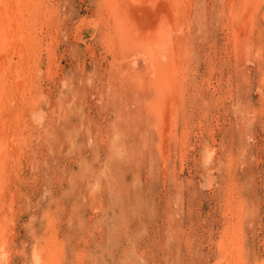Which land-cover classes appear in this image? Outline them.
I'll use <instances>...</instances> for the list:
<instances>
[{"label": "rangeland", "instance_id": "374dc122", "mask_svg": "<svg viewBox=\"0 0 264 264\" xmlns=\"http://www.w3.org/2000/svg\"><path fill=\"white\" fill-rule=\"evenodd\" d=\"M37 1L28 82L7 87L22 144L5 159L3 264L39 249L45 264H264V0H190L168 20L173 105L148 42L135 64L126 50L162 26L154 0Z\"/></svg>", "mask_w": 264, "mask_h": 264}, {"label": "bare ground", "instance_id": "6f19581e", "mask_svg": "<svg viewBox=\"0 0 264 264\" xmlns=\"http://www.w3.org/2000/svg\"><path fill=\"white\" fill-rule=\"evenodd\" d=\"M109 1V0H108ZM120 1V0H119ZM138 2V0H136ZM152 1V0H151ZM157 1V0H156ZM155 0L153 1V4L150 3L151 7L154 9H159V17H161L160 20L161 21V25L159 27V29L154 30L152 29L151 31L147 32L146 35L144 36H140L136 38V41H132L134 42V44H132L131 46H129L128 50L129 52L133 51V58L131 60V65L135 64V62H137L138 58H136L138 55H140L139 53H136V50H140L142 47V45H138V40H139V44H142L143 42H148L145 44V46L148 48L147 50H145V52L143 51V55L145 57H148L149 60L147 62H150L152 64V73L153 77H157L158 81H156L157 83L154 85L156 88L155 89V93L160 94L162 93L163 89H165V91H163L165 100L168 101V103L170 105H173L172 101L175 100L174 99V89L173 87L175 86L174 84H178V82L176 81V79L178 78V74H177V70H175V67L178 65V58H177V51L174 50V37H173V30L177 29L175 25L172 28V24H168V20L170 18L173 17L174 15V19L177 20V22H179V19H183L184 16L188 13L187 11L190 8V0H159L156 2ZM242 1V0H241ZM244 1V0H243ZM37 0H0V197L4 195L3 190L5 189L4 184L7 182V177H8V166L7 167V161L5 159L10 160V158H13V154L15 153V150H18L21 146L22 143L17 144L16 141H19L18 137H12L11 136V131H13L12 129H16V127L13 128V120H14V115L12 112V109L9 105H11L12 99L7 95L9 93V88L10 87V83L13 82H8V80L13 79V81H15V87L17 90L16 91H22L21 89H25V82H28L26 80L27 79V69H28V59H25L30 53L27 51H30L32 49H34V37L31 34L32 30H33V25L36 24L35 22H37L35 20L34 17H36L38 15V11H39V7L40 5L37 3ZM106 2V1H105ZM115 2V0H111V3ZM117 2V0H116ZM155 2V3H154ZM190 2V3H189ZM233 2V1H232ZM231 2V3H232ZM246 2V1H245ZM123 3V2H122ZM134 2H132L133 4ZM189 3V5L187 6V4ZM219 3V2H218ZM243 3V2H242ZM39 5V6H36ZM116 4V3H115ZM114 4V5H115ZM138 4L141 6L143 4H147L146 0H140L138 2ZM136 4V5H138ZM149 4V3H148ZM147 4V7H148ZM230 3L228 2V5ZM104 5H107V3H104ZM113 5V4H110ZM109 5V6H110ZM123 5V4H122ZM138 5V7H139ZM231 5V4H230ZM244 5V4H243ZM34 6V7H33ZM43 7V5H41ZM146 6V5H144ZM174 6L177 8H182V12H177L174 9ZM232 6V5H231ZM254 7V5H252ZM261 6V5H260ZM106 7V6H105ZM134 7V6H133ZM258 7V6H256ZM254 7V8H256ZM119 8V7H118ZM125 8H127L125 6ZM135 8V7H134ZM241 8V7H240ZM246 8V7H245ZM104 9V8H103ZM120 9V8H119ZM139 9V8H138ZM258 9V8H257ZM113 10V9H112ZM123 10V9H122ZM130 10V9H129ZM140 10V9H139ZM151 10V9H150ZM176 11L178 14H176V12L174 13V11ZM227 10V9H226ZM231 10V9H230ZM236 10V9H235ZM244 10L245 9H241ZM252 10V9H251ZM43 11H45L43 9ZM132 10H130L131 12ZM180 11V10H179ZM106 12V11H105ZM123 12V11H122ZM142 12V10H141ZM100 13V12H99ZM120 13V12H119ZM133 12H131L130 14H132ZM152 13V12H151ZM157 13V12H156ZM234 13V12H232ZM37 14V15H36ZM104 14V13H103ZM126 14V13H125ZM124 14V15H125ZM138 12L136 13V15L138 16ZM250 14V12H249ZM25 15V16H24ZM113 15V14H112ZM116 15V14H114ZM135 15V16H136ZM151 15V14H150ZM176 15H178L179 17H177ZM240 15V14H239ZM246 15V14H245ZM109 16V15H108ZM127 16V15H126ZM149 16V15H148ZM38 17V16H37ZM122 17V16H121ZM141 17V16H139ZM144 17V16H143ZM152 17V15H151ZM155 17V15H154ZM230 17V16H229ZM238 17V16H237ZM249 17V16H248ZM24 18V19H23ZM26 18V19H25ZM112 18V17H111ZM127 18V17H126ZM123 18V19H126ZM134 17H132L133 19ZM138 18V17H137ZM131 19V20H132ZM139 19V18H138ZM150 19V18H149ZM173 19V20H174ZM255 19V18H254ZM102 20V19H101ZM104 20V19H103ZM128 20V18L126 19ZM125 20V21H126ZM130 20V22H131ZM147 20V19H146ZM175 20V21H176ZM252 20V19H250ZM33 21V22H31ZM100 21V20H99ZM106 21V20H105ZM110 21V20H107ZM140 21V20H138ZM158 21V20H157ZM121 22V21H120ZM149 22V21H148ZM153 22V20H152ZM151 22V23H152ZM156 22V21H155ZM191 22V21H190ZM234 22V21H233ZM110 23V22H109ZM145 23V22H144ZM170 23V22H169ZM175 23V22H174ZM189 23V22H188ZM228 23V22H227ZM235 23V22H234ZM22 24L26 25L25 28H27L26 30H24L25 28L22 26ZM105 24V23H104ZM103 24V25H104ZM129 24V23H128ZM127 24V27L130 26ZM146 25H148V23H145ZM153 24V23H152ZM158 24V23H157ZM39 25V24H38ZM115 25V24H114ZM113 25V26H114ZM118 25V24H117ZM126 25V22H125ZM150 25V24H149ZM180 25V24H179ZM228 25V24H227ZM138 26V25H137ZM151 26V25H150ZM156 26V25H155ZM188 26V25H187ZM42 27V26H41ZM120 27V26H119ZM124 27V24L123 26ZM141 27V25H140ZM182 27V26H180ZM235 27V26H234ZM129 29H131V27H128ZM128 28L125 27V29L128 30ZM146 28V27H145ZM144 28V29H145ZM103 29V28H102ZM106 29V28H105ZM112 31V28H110ZM116 29H120L118 28V26H116ZM137 29V28H136ZM147 29V28H146ZM145 29V30H146ZM232 29V28H231ZM245 29V28H244ZM108 30V29H106ZM241 30V29H240ZM26 31H28L26 33ZM30 31V32H29ZM36 31V30H35ZM109 31V32H111ZM132 31V30H131ZM138 31V30H137ZM235 32V30H233ZM246 32V30H244ZM243 31V32H244ZM263 31V30H262ZM102 32H104L102 30ZM108 32V31H107ZM116 32V31H115ZM127 32V31H126ZM176 32V31H175ZM185 32V31H184ZM239 32V31H238ZM114 33V32H113ZM138 33V32H137ZM102 34V33H101ZM115 34V33H114ZM130 34V33H128ZM140 33H138L137 35H139ZM183 34V33H182ZM234 34V33H233ZM237 34V33H236ZM104 35V34H103ZM126 35V34H125ZM133 35V34H132ZM131 35V36H132ZM176 35V34H175ZM256 35V34H255ZM36 37V34L34 35ZM40 36V35H39ZM102 36V35H101ZM113 36V35H112ZM130 36V37H131ZM133 36V37H134ZM246 36V35H245ZM106 37L109 38L108 34L106 35ZM117 37V36H116ZM115 37V40H116ZM119 37V36H118ZM127 37V36H126ZM243 37V36H242ZM241 37V38H242ZM250 37V36H249ZM106 38V39H108ZM120 38V37H119ZM122 38V37H121ZM244 38V37H243ZM129 39V38H128ZM249 40V39H248ZM112 41V40H111ZM118 42V41H117ZM128 42V41H127ZM48 43V42H47ZM119 43V42H118ZM120 44V43H119ZM51 45V44H50ZM124 47H126V45L123 44V42L121 41V44ZM237 46V45H236ZM120 47V46H119ZM47 48V47H46ZM127 48V47H126ZM178 48V47H177ZM125 50V52H126ZM108 51V50H107ZM26 52V53H25ZM34 52V51H33ZM123 52V51H122ZM128 52V53H129ZM42 53V52H41ZM124 53V52H123ZM32 54V53H31ZM117 54V53H116ZM34 55V53H33ZM127 55V54H126ZM142 55V56H143ZM35 56V55H34ZM33 58V57H32ZM39 59V58H38ZM131 59V58H130ZM143 59V58H142ZM180 59V58H179ZM181 60V59H180ZM121 61V60H120ZM123 62V61H122ZM32 63V62H31ZM37 63V62H36ZM125 63V62H124ZM154 64V66H153ZM119 65V64H118ZM148 68V67H147ZM31 70V69H30ZM45 70V69H44ZM149 70V68H148ZM147 70V71H148ZM128 71V70H127ZM150 71H148L149 74ZM176 72V73H175ZM46 73V72H45ZM129 73V72H128ZM127 73V74H128ZM29 75V74H28ZM134 75V74H132ZM150 75V74H149ZM158 75V76H157ZM180 75V74H179ZM136 76V75H135ZM48 77V76H47ZM133 77V76H132ZM131 77V78H132ZM21 79L22 81L16 82V80ZM137 80V79H136ZM30 81V80H29ZM149 83V82H148ZM30 84V82H29ZM31 85V84H30ZM148 85V84H147ZM13 86V85H12ZM177 87V86H176ZM13 87L11 89H14ZM34 88V86H33ZM175 88V87H174ZM177 89H179L177 87ZM25 91V90H24ZM23 92V91H22ZM12 93V92H11ZM14 93V92H13ZM28 93V92H27ZM16 94V93H15ZM25 95V94H24ZM22 97V96H21ZM177 97V96H176ZM16 98H18L16 96ZM20 98V97H19ZM15 100V98H14ZM22 100V99H19ZM25 100V99H24ZM18 101V100H17ZM16 102V101H15ZM21 102V101H19ZM37 102V101H36ZM174 102V101H173ZM23 103V102H22ZM27 104V103H26ZM165 104V103H164ZM29 105V104H28ZM21 107V106H19ZM23 107V106H22ZM21 107V108H22ZM148 107V106H147ZM20 108V109H21ZM22 112V111H20ZM33 112V111H32ZM163 112V111H162ZM165 112V110H164ZM175 112V111H174ZM17 114V113H16ZM19 114V112H18ZM17 114V115H18ZM154 114V113H153ZM23 115V114H21ZM173 115V114H172ZM19 117V116H18ZM163 117V116H160ZM166 119V118H165ZM177 119V114H174L173 118H172V124L175 127V121ZM20 120V119H19ZM170 121V120H169ZM168 122V121H167ZM19 123V122H18ZM15 125V124H14ZM47 126V125H46ZM170 126V125H169ZM20 130V129H19ZM27 132V131H26ZM23 133V131H22ZM29 134V133H28ZM18 135V134H17ZM24 135V134H23ZM21 137V136H20ZM22 138V137H21ZM163 138V137H162ZM161 138V139H162ZM23 139V138H22ZM117 139V138H116ZM164 140V139H163ZM166 141V140H165ZM116 143V142H115ZM175 144V143H174ZM17 145V147H16ZM116 145V144H115ZM121 145V144H120ZM117 147V146H116ZM17 148V149H16ZM20 151V150H19ZM122 151V149H121ZM210 152V151H209ZM18 154V153H17ZM22 155V153H20ZM22 157V156H21ZM20 158V157H19ZM17 159V158H16ZM13 160V159H12ZM11 160V161H12ZM13 164V163H12ZM11 164V165H12ZM16 167V166H15ZM10 185V184H9ZM98 186V185H97ZM10 194V193H9ZM227 195V194H226ZM5 196V195H4ZM11 197V196H10ZM4 200V199H2ZM236 202V201H235ZM2 204V203H0ZM7 204V203H6ZM2 206V205H1ZM7 208V207H6ZM12 215V214H11ZM3 225V224H2ZM1 228V227H0ZM232 229V228H231ZM227 230V229H226ZM7 231V230H6ZM3 232V234L5 236H1L0 237V264L3 263H7V261L11 260L9 255H8V250L10 249L9 246V238L7 237L8 234H6ZM232 235V234H231ZM52 239V238H51ZM50 239L49 242H52ZM48 244V242H47ZM46 245V242H45ZM53 245L49 243V246ZM38 246V245H37ZM221 246V245H220ZM34 247H36L34 245ZM33 247V249H34ZM224 247V246H223ZM241 247V246H240ZM50 248V247H49ZM32 249V251H33ZM37 248H35L36 250ZM43 249V248H41ZM48 249V248H47ZM223 249V248H222ZM226 249V248H225ZM236 249V248H235ZM11 251V250H10ZM238 251V250H237ZM40 252V249H39ZM36 253L35 256L33 253H31V255H33V260L35 261V264H45V262L42 261V255L41 252L40 253ZM230 252V251H229ZM51 255V254H50ZM238 255V254H237ZM32 257V256H31ZM55 258V257H54ZM9 259V260H8ZM56 259V258H55ZM235 259V258H234ZM47 260V259H46ZM237 260V261H236ZM45 261V260H44ZM51 263V262H50ZM227 263V262H226ZM231 263V262H230ZM9 264V263H8ZM52 264V263H51ZM231 264H241L239 257H237V259L232 260Z\"/></svg>", "mask_w": 264, "mask_h": 264}]
</instances>
